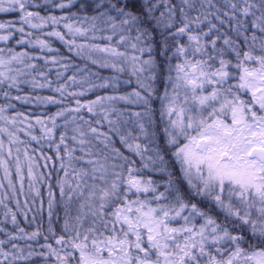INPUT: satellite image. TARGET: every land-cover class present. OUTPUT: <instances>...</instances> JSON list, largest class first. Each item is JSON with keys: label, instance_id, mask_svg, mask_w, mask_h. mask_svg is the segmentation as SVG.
Wrapping results in <instances>:
<instances>
[{"label": "snow or ice", "instance_id": "1", "mask_svg": "<svg viewBox=\"0 0 264 264\" xmlns=\"http://www.w3.org/2000/svg\"><path fill=\"white\" fill-rule=\"evenodd\" d=\"M0 264H264V0H0Z\"/></svg>", "mask_w": 264, "mask_h": 264}]
</instances>
